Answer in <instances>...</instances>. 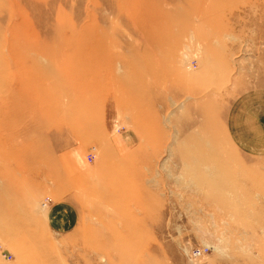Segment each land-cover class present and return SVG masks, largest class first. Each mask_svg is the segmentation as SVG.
<instances>
[{"label": "rangeland", "instance_id": "374dc122", "mask_svg": "<svg viewBox=\"0 0 264 264\" xmlns=\"http://www.w3.org/2000/svg\"><path fill=\"white\" fill-rule=\"evenodd\" d=\"M0 264H264V0H0Z\"/></svg>", "mask_w": 264, "mask_h": 264}, {"label": "crops", "instance_id": "0c3cea01", "mask_svg": "<svg viewBox=\"0 0 264 264\" xmlns=\"http://www.w3.org/2000/svg\"><path fill=\"white\" fill-rule=\"evenodd\" d=\"M57 204H56V208H58V206L60 205L59 203H57ZM69 214L72 216L71 218H73V214H71V212H69V213L65 212V214L63 213L64 217H65V215H69ZM70 220L71 219L67 220V222L70 221Z\"/></svg>", "mask_w": 264, "mask_h": 264}, {"label": "built area", "instance_id": "2783aa9c", "mask_svg": "<svg viewBox=\"0 0 264 264\" xmlns=\"http://www.w3.org/2000/svg\"><path fill=\"white\" fill-rule=\"evenodd\" d=\"M193 254L201 256L203 253H202V251L197 250L196 252H193Z\"/></svg>", "mask_w": 264, "mask_h": 264}, {"label": "bare ground", "instance_id": "6f19581e", "mask_svg": "<svg viewBox=\"0 0 264 264\" xmlns=\"http://www.w3.org/2000/svg\"><path fill=\"white\" fill-rule=\"evenodd\" d=\"M22 1H25V2H29V0H22ZM15 6H17V5H15ZM39 7V6H38ZM40 8V7H39ZM42 9V8H41Z\"/></svg>", "mask_w": 264, "mask_h": 264}]
</instances>
